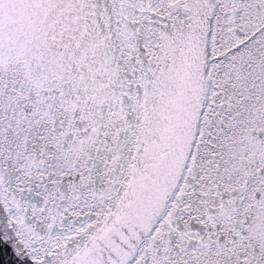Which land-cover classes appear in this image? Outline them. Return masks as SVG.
Segmentation results:
<instances>
[{"label": "snow or ice", "instance_id": "1", "mask_svg": "<svg viewBox=\"0 0 264 264\" xmlns=\"http://www.w3.org/2000/svg\"><path fill=\"white\" fill-rule=\"evenodd\" d=\"M0 264H264V0H0Z\"/></svg>", "mask_w": 264, "mask_h": 264}]
</instances>
